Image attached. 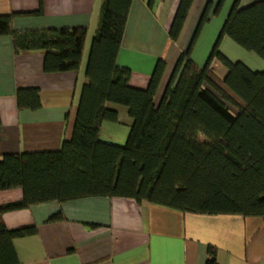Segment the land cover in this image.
<instances>
[{
    "label": "trees",
    "instance_id": "trees-1",
    "mask_svg": "<svg viewBox=\"0 0 264 264\" xmlns=\"http://www.w3.org/2000/svg\"><path fill=\"white\" fill-rule=\"evenodd\" d=\"M143 1L149 8L155 3ZM240 1L198 67L195 45L226 0L205 3L159 92L163 58L144 89L132 87V71L117 64L133 0H102L70 139L56 151L0 154V192H22L20 201L0 205V264H19L14 242L37 233L34 226L8 229L3 215L41 203L118 197L182 214L264 219V70L219 49L226 37L264 63V0L246 7ZM193 2L179 1L168 42L178 40ZM40 15L41 9L0 15V36L11 37L16 55L41 53L46 74L78 72L86 28L13 30L15 17ZM213 60L225 68L223 77L212 71ZM15 100L20 110L41 105L38 88H19ZM115 106L125 107L131 120L123 145L99 136L103 122H118ZM61 219L58 212L48 223ZM204 264H219L216 246H205Z\"/></svg>",
    "mask_w": 264,
    "mask_h": 264
},
{
    "label": "crops",
    "instance_id": "crops-1",
    "mask_svg": "<svg viewBox=\"0 0 264 264\" xmlns=\"http://www.w3.org/2000/svg\"><path fill=\"white\" fill-rule=\"evenodd\" d=\"M179 1L155 0L149 8L146 1L133 0L117 55V64L132 71V87L146 88L161 57L166 69L160 92L179 53L186 48L205 3L218 2L194 0L178 40L170 43L167 32ZM234 1L226 0L219 16L212 17L203 28L192 54L198 67L206 63ZM257 1L241 0L240 7ZM101 2L0 0V15L41 9L40 16L15 17L12 28L17 32L86 28L81 65L75 73L46 74L41 53L16 55L11 37L0 36V154L56 151L70 139ZM234 45L224 37L219 49L232 61L264 70L262 61L240 48L239 55L230 51L228 54L227 48L236 49ZM211 69L219 77L226 73L216 60L211 62ZM19 88L39 89L38 110L17 108L15 93ZM114 109L119 121L126 112L120 106ZM125 122L128 127L130 118ZM108 123L111 122H103L100 138L104 127H110ZM21 199L19 189L0 192V205ZM58 212L62 219L48 223ZM2 219L8 229H37L35 236L14 242L19 264H204L208 244L218 248L219 264H264L261 218L182 214L149 204L138 205L131 199L92 197L36 204L6 213Z\"/></svg>",
    "mask_w": 264,
    "mask_h": 264
},
{
    "label": "rangeland",
    "instance_id": "rangeland-1",
    "mask_svg": "<svg viewBox=\"0 0 264 264\" xmlns=\"http://www.w3.org/2000/svg\"><path fill=\"white\" fill-rule=\"evenodd\" d=\"M236 49H229L227 48V52L228 54L229 51L233 54V55H239V47L237 48L236 45H234ZM242 50V49H240ZM242 52L246 53L245 51L242 50ZM249 54V53H246ZM246 59V58H244ZM111 107H113V105L108 104ZM123 108V110L126 112L123 115L120 116V120L117 123H108L110 127H104V129L102 130V134H101V140L102 141H106L109 143H114L117 145H123L126 141L127 138V134H128V127L125 125V119L128 118L127 115V111L125 109V107H121ZM125 130V131H124ZM126 134V135H125ZM126 136V137H125Z\"/></svg>",
    "mask_w": 264,
    "mask_h": 264
}]
</instances>
